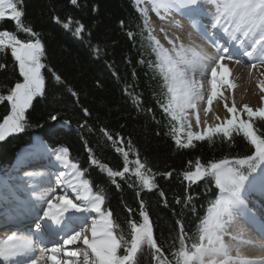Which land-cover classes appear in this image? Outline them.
I'll use <instances>...</instances> for the list:
<instances>
[{
	"label": "snow or ice",
	"instance_id": "6c2138e0",
	"mask_svg": "<svg viewBox=\"0 0 264 264\" xmlns=\"http://www.w3.org/2000/svg\"><path fill=\"white\" fill-rule=\"evenodd\" d=\"M71 2L75 5L78 0ZM21 3L22 0H0V18H10L19 31L31 33L32 37H36L22 41L10 31H0V52L11 50V55L19 67V74L23 77L22 81H17L8 89L6 95L0 94V102L7 101L10 106V111L0 122V141L11 133L24 130L26 110L33 106L35 98L45 95V77L41 73V69L45 67L41 62L45 48L38 38V33L22 23ZM205 3L212 5L211 11H204L211 28L222 32L227 37L228 45L235 42L240 49V55L250 60L264 62V0H134L143 25L141 35L147 33L150 54L155 55L154 61H148L149 67L154 73V78L160 80L162 91L166 89L165 102L160 106L172 121L179 124V127L173 124L170 129L176 145L179 148H190L194 146L193 139L212 142L214 134L221 133L223 139L231 141L234 134L242 133L251 146V155L224 158L209 162L207 165L201 164L197 159L195 170H187L183 173L189 187L198 181L208 179L214 181L215 187L219 190L216 199L210 202L206 215L200 219L194 236L189 237L181 225L178 238L170 246V254L165 255L154 236L153 224L148 213L144 211L143 201L139 212L142 222L128 219L127 231H125L112 210L102 209L105 196L93 192L89 181L83 179L84 173L69 159L68 149L62 148L57 151L56 159L66 170L71 169V171L60 172L56 179L57 188L36 195L37 201H46V207L43 208L42 216L37 214L33 218L35 238L33 234L13 232L0 240V261L4 264H17L16 257H32L39 251V258L31 259L29 264H41V261L43 264H138V256L147 246L152 252L155 264H264V255L248 256L240 248L242 244L252 245L264 252V239L260 241L245 239L242 234H232L228 230L229 225L234 221V214L239 212L242 206H246L245 191L255 190L258 187L264 192V132L259 131L253 120L258 117L260 122L264 123V96L261 97L260 107L256 109L248 105L242 107L241 111L247 114L248 119L239 118L235 104L228 107L225 103L227 111L233 114L231 118H226L214 127L205 126L203 132L190 130L191 123L187 110H195L196 101L203 99L202 86L197 84L195 76L204 75L209 65H212L210 81L212 91L208 96V103L211 104L213 97L219 91L218 85L233 86L227 78L228 66L222 61L231 59L236 53L230 46L225 47L216 40L213 41V46L217 49V55L211 56L198 45H185L182 42L177 44L175 40L165 36L168 44L171 45L170 48H166L153 35L149 26L150 10L160 19H166L174 11L186 10L188 13L200 14ZM76 23L78 26L73 35L82 38L83 25ZM63 27L71 30V18L69 22L63 24ZM199 34L207 38V29ZM132 35L129 33V36ZM252 67L255 68L256 65L253 64ZM5 68L6 65L0 63V69ZM52 75L57 82L60 81V76L55 73ZM258 87L264 92V81H260ZM72 95L76 93L72 92ZM84 111L87 115V109ZM50 118L57 120V116ZM186 126L189 129L187 140L182 141L179 133ZM196 126H200L198 117ZM101 132L113 145L117 144V140L123 143L118 136L117 140H113L112 134L106 129L102 128ZM116 151L122 153L125 160L122 171H113L107 165L100 164L95 156L91 155L92 150L89 149L91 163L99 165L102 171H106L113 183L115 177H123L129 172V152L123 147H116ZM134 163L136 165L134 174L141 186L149 190L153 189L156 186L155 181L151 175L145 173L146 165L139 159ZM189 163L191 164V161ZM150 171L149 169L148 172ZM164 175L170 176L171 173ZM61 185L77 193L75 201L69 199L67 195L55 194ZM160 194L164 195L163 192ZM192 200L193 197L189 194L183 203L187 206L192 204ZM66 213L69 214L68 218L80 219L74 214H82L85 219L90 217V223H85L80 230H72L70 235L63 238V244L52 243L50 247L44 246L46 234L52 231L53 226L61 225L66 220ZM258 231L264 236V226ZM226 237L236 243L226 242ZM77 242L83 246L78 245L71 250L66 247L77 245Z\"/></svg>",
	"mask_w": 264,
	"mask_h": 264
},
{
	"label": "trees",
	"instance_id": "16d2710c",
	"mask_svg": "<svg viewBox=\"0 0 264 264\" xmlns=\"http://www.w3.org/2000/svg\"><path fill=\"white\" fill-rule=\"evenodd\" d=\"M20 7L22 23L38 33L45 48L41 58L45 65L41 70L45 95L35 98L33 106L26 110L24 130L0 141V169L13 160L20 146L30 142L33 133L40 134L51 147L68 149L93 192L105 196L102 209L112 210L125 231L128 219L142 222L139 212L143 201L154 236L169 255L181 225L193 237L210 202L218 195L214 181L204 179L189 187L183 173L195 170L197 159L207 165L251 155V146L242 133L234 134L231 141L223 139L221 133L214 134L212 142L193 139L194 146L190 148L176 145L170 133L176 122L160 106L165 102L166 89L162 91L160 80L154 78L149 67L148 61H154L155 55L150 54L147 33L141 35L142 21L132 0H78L75 5L71 0H22ZM69 18L71 30L63 27ZM76 22L83 25L82 38L73 35ZM0 31H10L22 41L36 38L19 31L8 17L0 18ZM0 63L6 65L0 69V94L6 95L23 77L10 49L0 52ZM53 73L60 76L59 82ZM8 111L7 101L0 102V122ZM51 116H57V120ZM253 120L264 132V123L258 117ZM60 121L73 128L58 126ZM102 128L112 134L113 140L118 136L123 143L117 140L113 145L107 141ZM116 147L129 152V172L115 177L113 183L106 171L91 163L89 149L100 164L122 171L125 160ZM137 159L146 165L145 173L155 181L151 190L143 188L135 177ZM169 172L170 176L164 175ZM189 194L193 200L186 206L183 201ZM138 264H155L147 246L138 256Z\"/></svg>",
	"mask_w": 264,
	"mask_h": 264
},
{
	"label": "bare ground",
	"instance_id": "6f19581e",
	"mask_svg": "<svg viewBox=\"0 0 264 264\" xmlns=\"http://www.w3.org/2000/svg\"><path fill=\"white\" fill-rule=\"evenodd\" d=\"M202 6L205 7L206 11L212 10V5L209 3H205ZM203 12V11H201ZM174 14L179 19L176 21V24L179 26L180 29L176 28L174 25H167V29L171 31L172 36H174V40L177 44L184 43L185 45H198L201 48L204 49L209 55L216 56L217 55V49L213 46V41L218 40L220 43L221 41L217 38V36L212 31L210 25L208 23L209 19H204L201 16H192L187 17L186 14L183 15L181 12H175ZM207 29V38L205 36L200 35L199 32H203ZM192 29V30H191ZM199 30V32H198ZM239 61V62H237ZM222 63L226 64L229 69L228 79L232 82V87H229L228 85H218V93L215 95L212 99L211 104L208 103V96L211 94V67L212 65H209L208 71L204 75L197 74L195 76V80L199 86H202V94L203 99L197 100L196 104L197 107L195 110L188 109V118L191 123V128L194 132L199 131L203 132L205 126L208 127H214L216 124L221 123L224 118L226 117V111L225 103H227L228 107H232L233 104L237 106L239 102L245 101L248 106H250L253 109H256L261 106V97L264 96V92L260 90L258 87V83L260 81H264V62H261L259 60H250L247 57H243V59H239L236 56H233L231 59H225L222 61ZM249 65V69L246 73V84L243 88V91L238 92L237 91V82H240V76L245 73L246 66ZM255 64L256 68L254 69L252 65ZM219 71V69H218ZM237 83V84H236ZM240 84V83H239ZM238 109V108H237ZM207 110V114L206 113ZM197 117L200 121V126H196V120ZM219 117V119H217ZM205 121L207 122L205 124ZM32 147V149H31ZM31 147L29 146L28 149H31L32 152L31 155L32 158H18L17 163H15L14 168L15 171H21V175L23 174V181L26 183V186H16L13 185V183H8L4 189L1 190L0 194V225L4 226L5 222L8 220H22L25 217H29L31 214H43V208L46 207V203L38 204L34 203V199L36 197H32V199L27 200L26 197H24V188H37L41 187L39 189V193H43V191H47L49 189H53L54 187L52 181H56L57 176L60 174V168L58 167V161L57 162H46L43 161L44 158H40V155L42 154V150L40 147H44L45 150L49 153H51V149H49L46 145H44L43 141L38 138V136H34L33 142L31 144ZM62 149V148H60ZM26 150V149H24ZM23 152H19V155ZM38 158V159H37ZM32 159V160H31ZM30 160L29 162H25L24 166L26 168H29L30 165H35L34 162L38 161L40 163H44L46 165L56 164V168L59 172H55V170L51 171V168H45V167H36L34 169L26 170L23 172L21 169V164L23 161ZM39 163V164H40ZM63 165L61 162L59 163ZM20 165V166H19ZM23 165V164H22ZM60 165V166H61ZM56 184V182H55ZM30 185V187H28ZM57 186V185H55ZM45 187V188H42ZM61 188V186H59ZM30 189H27L29 192ZM36 190V189H35ZM38 190V189H37ZM61 190V189H59ZM63 190V189H62ZM65 190V189H64ZM256 190V189H255ZM39 191V190H38ZM258 192H253V190H246L245 191V205L247 209H251V211H255V214H251L250 212H247L243 207L239 210V212H236L234 214V221L229 225V231L232 234H242L245 239H251L255 241V238H253V232L251 224H254L258 227V229L261 228V226H264V200L261 197H253L249 196V194H253L254 196H263L264 192H261L260 189H257ZM60 193V192H59ZM27 194V193H26ZM62 195H66L62 193ZM34 198V199H33ZM37 200V199H36ZM41 203V202H40ZM45 204V205H44ZM43 205V206H42ZM42 206V207H41ZM41 207V208H39ZM257 211V212H256ZM66 215L65 222H69L68 226H73L74 224L78 227L80 225H84L85 218L82 214H74L76 217H80V219H74V218H68L69 214ZM71 220V221H70ZM57 225L53 226V229L57 233ZM258 229H255V233L257 236H261ZM8 230H1L0 231V240H3L6 236H8ZM15 232H10V235ZM17 234H20L17 232ZM66 235L61 237V234H58V239L66 238ZM226 242L228 243H236L235 241L230 240L229 237H226ZM72 245H67L66 247L69 249V247ZM241 251L245 255H253L252 252L255 249L252 245H240ZM260 252V250H257L256 252ZM264 254V253H263ZM39 252L35 253V256L33 258L31 257H25L20 256L16 257V261L24 260L26 261L25 264H29L31 259L39 258ZM262 255V254H261ZM260 256V255H258ZM43 261H41L42 264ZM0 264H4L3 261H0Z\"/></svg>",
	"mask_w": 264,
	"mask_h": 264
},
{
	"label": "rangeland",
	"instance_id": "374dc122",
	"mask_svg": "<svg viewBox=\"0 0 264 264\" xmlns=\"http://www.w3.org/2000/svg\"><path fill=\"white\" fill-rule=\"evenodd\" d=\"M133 2H134V0H133ZM141 6H143V5H141ZM148 17H149V26H150V28L152 29V31H153V35H155L156 36V38L157 39H159L160 40V42H161V44H163L166 48H170L171 47V45H169L168 44V40L167 39H165V36H167V38L168 39H172V40H174V36H172V34H171V31L169 30V29H167V27H166V23H167V25L169 24V25H174L176 28H178V29H180L179 28V26L176 24V21H178L179 19L176 17V15L175 14H170L166 19H160L157 15H156V13L155 12H152L151 10L149 11V13H148ZM209 25H210V23H209ZM211 27V26H210ZM192 30V29H191ZM237 35H239V33L237 34ZM248 65V64H247ZM250 67H249V65L248 66H246V70H245V73L243 74V75H241L240 76V82H237L236 84H237V91L238 92H241V91H243V88L242 87H244L245 86V84H246V81H247V78H246V73H247V71H248V69H249ZM256 68V67H255ZM254 68V69H255ZM246 75V76H245ZM240 83V84H239ZM244 105H247V103H245V101H242V102H239L238 104H237V106H236V108H238L237 109V115L239 116V118H241V119H246V117H247V114L246 113H243L242 111H241V109H242V107L244 106ZM250 107V106H249ZM233 114L232 113H229L228 111H226V117L224 118V120L226 119V118H231V116H232ZM171 118V117H170ZM223 120V121H224ZM222 121V122H223ZM221 122V123H222ZM220 124V123H219ZM176 127H179V124L176 122ZM189 129L187 128V126L185 127V129L183 130V131H181L180 133H179V138L182 140V141H186L187 140V131H188ZM190 130H192V128L190 129ZM193 131V130H192ZM12 134V133H11ZM11 134H9V135H11ZM9 135H7L6 137H8ZM37 137V136H36ZM34 138V137H33ZM33 138H32V142H33ZM39 138V137H38ZM30 147H31V145H30ZM29 148V146H24V147H21L19 150H18V152H17V154L15 155V159H14V161H13V163H17V161L16 160H18L17 158H21V159H23V158H32V156L33 155H31V149H32V147H31V149H28ZM60 148H62V147H59V148H56V149H52L51 151V155L49 156V158L50 159H54V161L53 162H57L58 160L56 159V153H57V151H59L60 150ZM24 149H26V150H24ZM40 149L42 150V154H44V153H48L46 150H45V148L44 147H40ZM23 150V152L19 155V152H21ZM33 150V149H32ZM50 153V152H49ZM57 161H56V160ZM32 160V159H31ZM45 160H47V158H44V160L43 161H45ZM16 161V162H15ZM19 161H20V159H19ZM19 161H18V163H19ZM30 160H27V161H23L22 162V164H21V166H23V167H21V169H23L22 171L23 172H25L26 170H30V169H34V168H36V167H34V168H32L31 166L29 167V168H26L25 166H24V163L25 162H29ZM46 162V161H45ZM17 163V164H18ZM35 163V162H34ZM60 163V161H58V167L60 168V172L62 171V169L64 168V165H61V164H59ZM20 164V163H19ZM50 165L51 166H53V168H51V171H53V170H55V172L57 171V172H59L58 171V169L56 168V164H52V163H50ZM61 165V166H60ZM20 166V165H19ZM15 167V164H12L11 165V167H10V169L9 170H6V171H3L2 172V180L4 181V180H7V179H11V180H13L12 182H7V184L8 183H13V185H16V186H26V183L23 181V174L21 175V171H15V169H19V167L18 168H14ZM41 167V166H40ZM48 167V166H47ZM47 167H45V168H47ZM11 169H13L12 171H11ZM65 171H71V169H68V170H65ZM59 172V173H60ZM55 182L56 181H52V183H53V185H54V187H52V188H57V186H55L56 184H55ZM28 187H30V185L28 186ZM39 188H41V187H37V188H34V187H32V188H27V189H30L29 190V192L27 191V189L26 188H24V197H26V199L27 200H29V199H32V197H36V195L37 194H40L39 192H40V190L41 189H39ZM42 188H45V187H42ZM0 189H4V187H1ZM36 189V190H35ZM39 191H38V190ZM59 189H61V190H59ZM63 188H58V190H57V192L55 193V194H58V195H60V194H65L66 193V195L69 197V199H73L74 201H75V198H76V192H73L72 191V189L70 188V189H68L69 191H70V195H69V193L68 192H66L67 190L65 189H63ZM43 192H45V190L43 191ZM60 192V193H59ZM27 193V194H26ZM0 194H1V190H0ZM34 199V198H33ZM34 203H36V205H40V202L41 203H46V201H39V202H36V199H34V201H33ZM38 203V204H37ZM45 205V204H44ZM93 215H95V214H93ZM90 219L91 218H89V219H87L86 220V223H90ZM84 224H85V222H84ZM82 227H83V225H82ZM81 226H80V228L78 227L77 228V230L78 229H81L82 228ZM83 246V245H80L79 244V242H77V245H72V246H70L69 247V250H71L72 248H74V247H76V246ZM255 249H257V248H255ZM258 250V249H257ZM257 250H253V252H252V254L253 255H250V256H258V255H264L263 253L264 252H256ZM37 252H39V251H37ZM244 253H246V252H244Z\"/></svg>",
	"mask_w": 264,
	"mask_h": 264
}]
</instances>
